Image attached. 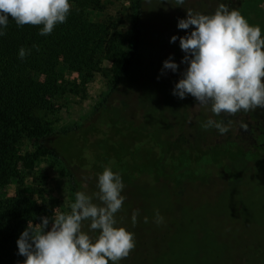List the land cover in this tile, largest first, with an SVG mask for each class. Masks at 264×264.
I'll return each instance as SVG.
<instances>
[{
    "label": "rangeland",
    "instance_id": "rangeland-1",
    "mask_svg": "<svg viewBox=\"0 0 264 264\" xmlns=\"http://www.w3.org/2000/svg\"><path fill=\"white\" fill-rule=\"evenodd\" d=\"M135 1L104 0V10L92 13L95 19L115 28L111 43L123 50H129L136 33ZM228 1L185 0L179 6L175 0H143L138 60L125 84L112 89L113 65L105 60L102 69L80 93L60 95L55 98L54 109L37 111L56 130H63L84 123L89 125L88 120H100L104 101L122 104L126 117L144 113L145 123L158 127L155 138L161 141L168 136L179 138L185 134L188 138L189 132L196 138L199 136L204 140L206 137L210 142L219 140L220 143L212 147L214 160L220 163L226 159L233 165L231 170H224L226 179L221 175L207 182L208 169L198 165L183 167L178 172L177 158L169 149L152 158L148 150L145 152L148 154L142 157L140 153L136 154L133 168L142 172L123 180L125 199L121 210L116 213L117 226L134 233L135 248L118 263L264 264V149L257 146L261 142L256 138L257 134L249 131L254 130V123H258L255 130L264 132V108L216 116L210 108L196 105L191 95L183 99L173 95L175 83L182 78L187 67L186 63H181L185 53L179 47V37L189 34L194 27L179 29L178 20L187 18L189 9L193 13L211 15L219 4ZM233 1L234 9L249 24L259 25L264 35V0ZM173 35L177 40L170 42ZM166 59L178 64L177 71L163 69ZM63 70L68 79L79 78L78 73ZM209 118L223 121L232 131L236 123H244L245 127L239 125L238 130L248 134L249 141L243 136L236 142H227L217 129H204L202 124ZM233 135H237L236 131ZM89 138L92 142L95 135L91 133ZM64 139L65 147L70 145L74 160L84 166L74 169L84 183L82 191L89 195L98 192L99 173L91 167L96 165L103 171L102 150L99 152L95 145L89 146L83 132ZM243 145L248 148L246 151L240 149ZM58 146L64 147V144L58 142ZM32 149L24 138L21 153L24 155ZM203 159L202 155L201 162ZM25 181L27 186L43 189L39 202L50 221L60 213H70L74 203L72 187L62 164L55 157L37 160L34 172L26 173ZM16 186L13 181L7 193L14 194ZM93 202L100 204L95 197ZM134 211L138 216L133 226L131 216ZM157 211L164 218L160 224L154 220ZM144 217H148L147 223ZM89 223L83 222L82 231L95 240L99 230H90Z\"/></svg>",
    "mask_w": 264,
    "mask_h": 264
},
{
    "label": "trees",
    "instance_id": "trees-1",
    "mask_svg": "<svg viewBox=\"0 0 264 264\" xmlns=\"http://www.w3.org/2000/svg\"><path fill=\"white\" fill-rule=\"evenodd\" d=\"M70 3L71 9L66 21L58 24L49 35L39 34L42 25L17 26L9 17L5 34L0 36V264H23L25 257L18 254L16 241L28 223L33 224L34 228L39 227L40 218L46 215L45 208L39 202L43 189L25 184V175L34 172L37 160L53 156L62 164L70 180L74 201L76 193L83 190L84 183L74 169L84 166L74 160L70 154V145L66 148L64 142V138L73 133L83 132L89 146L95 145L99 152L102 150V167H110L122 180L134 178L137 172H142L133 168V161L138 153L141 157L148 154L146 150L151 158L160 155L161 151H172L171 154L177 158L178 172L183 167L196 165L208 169L207 182L221 175H225L226 179L224 170H231L233 166L226 159L220 163L215 161L212 148L201 146L193 136L196 143L191 141L193 144L188 149L185 139L189 138L185 137L186 134L179 138L168 136L164 141L156 139L158 127L151 123L147 125L144 113L126 117L122 104L104 101L101 104L103 113L100 120H88L86 122L89 125L84 123L63 130H56L38 115L40 109H54L55 98L58 96L69 92L80 93L87 82L102 69L105 60L111 61L113 65L112 89L125 84L138 60L143 0L135 1L136 33L129 50L111 43L115 28L94 18L92 13L104 10V0H70ZM225 5L229 10L234 9L233 0ZM21 47L30 50L23 59L18 55ZM63 68L78 73L79 78L68 79ZM243 124L236 123L234 131L229 129L224 134L227 142L243 139V136L249 141V135L238 130L239 125L240 128L245 127ZM257 124L253 125L256 127ZM254 126V130L246 128L254 135L257 134L256 138L262 142L263 131L257 132ZM235 131L237 135H233ZM91 133L95 135L92 142L89 138ZM24 138L33 149L23 155ZM171 138L177 142L174 143ZM58 142L63 143L64 147L58 146ZM244 146L240 149L246 151L248 148ZM257 146L264 149V146ZM187 152L203 154L205 159L203 162L201 158L190 160ZM91 168L97 173L102 172L96 165ZM13 181H16L17 186L14 194L10 195L7 188ZM91 239L94 240V237Z\"/></svg>",
    "mask_w": 264,
    "mask_h": 264
},
{
    "label": "clouds",
    "instance_id": "clouds-1",
    "mask_svg": "<svg viewBox=\"0 0 264 264\" xmlns=\"http://www.w3.org/2000/svg\"><path fill=\"white\" fill-rule=\"evenodd\" d=\"M175 3L182 6L185 0ZM70 9V0H0V36L5 34L9 17L17 26L42 25L39 34L49 35L66 21ZM190 26H194L191 32L179 37L185 53L181 63L187 67L175 83L173 95L180 99L191 95L196 105L210 108L216 116L264 108V35L260 26L249 24L238 10H229L223 3L211 15L187 10V18L179 19L177 27ZM176 40V35L171 36L170 42ZM29 52L21 47L19 58ZM163 69L175 72L178 64L166 59ZM202 127L215 128L220 134L229 131L228 124L212 118ZM97 187L92 195L77 192L70 213H60L51 221L41 217L36 228L28 223L16 241L18 254L25 257L23 264H118L129 255L135 248L134 233L117 226L116 221L125 199L122 177L105 167L98 174ZM137 216L134 211L133 226ZM163 219L157 211L155 223ZM84 221L90 222V230H99L95 240L82 231Z\"/></svg>",
    "mask_w": 264,
    "mask_h": 264
},
{
    "label": "flooded vegetation",
    "instance_id": "flooded-vegetation-1",
    "mask_svg": "<svg viewBox=\"0 0 264 264\" xmlns=\"http://www.w3.org/2000/svg\"><path fill=\"white\" fill-rule=\"evenodd\" d=\"M263 134H264V132H263ZM192 136H193V138L196 139V140H198L197 138H199L200 142L198 141V143H199L201 146L208 144V143H206V141L204 142V140L202 139L203 137L200 138V137L198 136V137L196 138V137H194L193 133H190V132H189V136H188V138H189L190 142H188V141H189L188 139H185V142L188 143L187 149L191 147V145L193 144L192 142H195V141H196V140H193ZM191 139H192V140H191ZM171 141H173L174 143L177 142V140H176L175 138H171ZM191 141H192V142H191ZM207 141H209V140H207ZM214 141H215V140H212V142L209 141V142L211 143V145L208 146L210 149L213 147V144L219 142V140L216 141V142H214ZM195 143H196V142H195ZM259 145L264 146V140H263L262 142H259ZM177 149H180V148H177ZM199 149L201 150L202 148H199ZM186 154H187V156L190 158V160H196V161L198 160V158H201L202 155H203V154H196V153L193 154V153H190V152H187Z\"/></svg>",
    "mask_w": 264,
    "mask_h": 264
}]
</instances>
